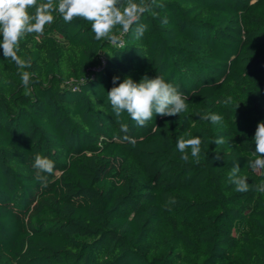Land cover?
<instances>
[{"label": "trees", "instance_id": "obj_1", "mask_svg": "<svg viewBox=\"0 0 264 264\" xmlns=\"http://www.w3.org/2000/svg\"><path fill=\"white\" fill-rule=\"evenodd\" d=\"M157 5L141 38L117 26V44L58 15L25 34L30 92L0 48V264H264V169L247 164L264 122V0ZM157 75L187 111L144 127L117 118L107 92ZM195 136L199 162L190 148L185 162L176 142ZM37 154L52 174H38ZM233 160L245 193L228 179Z\"/></svg>", "mask_w": 264, "mask_h": 264}, {"label": "clouds", "instance_id": "obj_2", "mask_svg": "<svg viewBox=\"0 0 264 264\" xmlns=\"http://www.w3.org/2000/svg\"><path fill=\"white\" fill-rule=\"evenodd\" d=\"M153 5H157V0H0V48L3 50L4 60L15 63L23 88L30 92L34 73L27 69L32 67V61L31 58L25 59L20 55V44L25 34H42L45 25L51 24L58 15L66 24L75 19L87 21L91 25L95 40L117 44L120 42L114 32L117 26L127 33L136 25V38L144 35L147 26L140 23V18L149 12ZM157 6L163 7V4ZM118 79L113 78V85H116ZM107 99L117 118L126 114L140 127L146 126L157 115L180 116L188 109V96L178 86L159 75L153 79L145 76L138 83L131 78H125L107 92ZM226 102L231 103L230 100ZM238 107L239 105L236 106ZM201 119L217 123L221 116L201 113ZM121 130L127 132V125L122 123ZM124 138L130 140L127 136ZM214 142L220 144L223 140ZM202 143L199 136L187 140L179 138L176 151L181 154V159L187 162V150L190 148L191 156L199 162ZM253 143L256 158L248 160V167L253 171L264 169V122L257 124ZM232 164L229 181L237 192L249 191L248 177L239 175L240 167L236 160H233ZM34 167L38 169V174H52L55 165L49 158L37 154ZM257 190L264 189L257 187Z\"/></svg>", "mask_w": 264, "mask_h": 264}, {"label": "rangeland", "instance_id": "obj_3", "mask_svg": "<svg viewBox=\"0 0 264 264\" xmlns=\"http://www.w3.org/2000/svg\"><path fill=\"white\" fill-rule=\"evenodd\" d=\"M218 123H219V122H217V123H213V122H211L210 120L207 121V124H209V125L218 124ZM207 124H206V125H207Z\"/></svg>", "mask_w": 264, "mask_h": 264}]
</instances>
